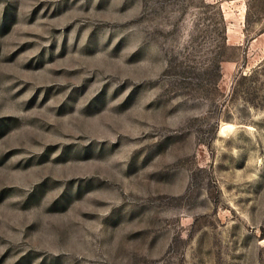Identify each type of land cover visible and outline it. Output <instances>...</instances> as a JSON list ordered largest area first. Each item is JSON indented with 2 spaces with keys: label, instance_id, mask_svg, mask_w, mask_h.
Segmentation results:
<instances>
[{
  "label": "rangeland",
  "instance_id": "374dc122",
  "mask_svg": "<svg viewBox=\"0 0 264 264\" xmlns=\"http://www.w3.org/2000/svg\"><path fill=\"white\" fill-rule=\"evenodd\" d=\"M0 264H264V0H0Z\"/></svg>",
  "mask_w": 264,
  "mask_h": 264
},
{
  "label": "trees",
  "instance_id": "16d2710c",
  "mask_svg": "<svg viewBox=\"0 0 264 264\" xmlns=\"http://www.w3.org/2000/svg\"><path fill=\"white\" fill-rule=\"evenodd\" d=\"M216 68L218 69V75H219V71H220L219 63L216 64Z\"/></svg>",
  "mask_w": 264,
  "mask_h": 264
},
{
  "label": "bare ground",
  "instance_id": "6f19581e",
  "mask_svg": "<svg viewBox=\"0 0 264 264\" xmlns=\"http://www.w3.org/2000/svg\"><path fill=\"white\" fill-rule=\"evenodd\" d=\"M230 126V125H229ZM220 130H222V127L220 128ZM224 131V130H223Z\"/></svg>",
  "mask_w": 264,
  "mask_h": 264
}]
</instances>
